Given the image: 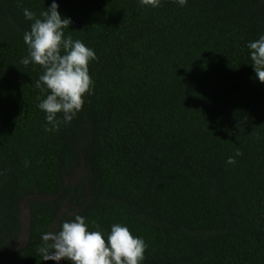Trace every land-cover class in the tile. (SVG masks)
Returning a JSON list of instances; mask_svg holds the SVG:
<instances>
[{
    "label": "trees",
    "instance_id": "trees-1",
    "mask_svg": "<svg viewBox=\"0 0 264 264\" xmlns=\"http://www.w3.org/2000/svg\"><path fill=\"white\" fill-rule=\"evenodd\" d=\"M52 2L0 0V259L31 199L12 264H58L39 256L42 234L76 214L105 239L113 224L143 238L142 264H264V83L248 48L264 0H56L65 35L97 59L83 109L50 132L43 69L21 60L23 10L39 18Z\"/></svg>",
    "mask_w": 264,
    "mask_h": 264
},
{
    "label": "clouds",
    "instance_id": "clouds-1",
    "mask_svg": "<svg viewBox=\"0 0 264 264\" xmlns=\"http://www.w3.org/2000/svg\"><path fill=\"white\" fill-rule=\"evenodd\" d=\"M142 5L153 8L161 6V0H140ZM181 7L187 0H175ZM59 5L53 0L47 10L36 14L25 8L23 14L33 21L30 30L23 36L28 55L21 63L39 65L43 73L35 86L50 94L38 107L46 113V131H56L61 123H70L83 109L86 95L93 93L94 81L89 74V64L96 60L94 50L79 39L65 35L72 23L70 18H62ZM250 59L258 80L264 83V35L248 44ZM39 99V97H37ZM62 113V119L58 114ZM247 117H245V120ZM242 153L237 150L236 156ZM228 164H235L230 156ZM27 166V164H26ZM95 231L89 230L86 218L76 214L70 221H63L58 231L42 234V245L37 252L42 260L71 261L72 264H142L148 248L143 238L134 236L127 226L113 224L105 239L99 224L92 221Z\"/></svg>",
    "mask_w": 264,
    "mask_h": 264
},
{
    "label": "rangeland",
    "instance_id": "rangeland-1",
    "mask_svg": "<svg viewBox=\"0 0 264 264\" xmlns=\"http://www.w3.org/2000/svg\"><path fill=\"white\" fill-rule=\"evenodd\" d=\"M85 173V169L80 168L78 169L74 175L70 178V182H75L79 179H81L84 176ZM31 199L27 200L26 202H24L21 206V219H22V235L20 236L19 241L17 242V244L14 246V248L12 249V251L5 256L4 258L0 259V264H12V259L13 256L15 254V252L20 248V246L24 245L27 240H28V236H29V230H30V210H29V202ZM71 205L70 203H66L62 213H71ZM59 264V261H58Z\"/></svg>",
    "mask_w": 264,
    "mask_h": 264
}]
</instances>
